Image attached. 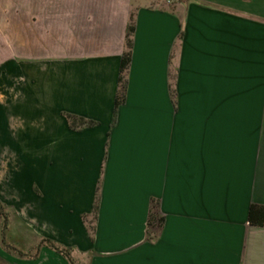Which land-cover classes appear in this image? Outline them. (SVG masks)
Here are the masks:
<instances>
[{
    "label": "crops",
    "instance_id": "crops-1",
    "mask_svg": "<svg viewBox=\"0 0 264 264\" xmlns=\"http://www.w3.org/2000/svg\"><path fill=\"white\" fill-rule=\"evenodd\" d=\"M153 200L165 222L149 239ZM253 205L264 0H0V264H70L33 256L43 239L79 264H264Z\"/></svg>",
    "mask_w": 264,
    "mask_h": 264
},
{
    "label": "trees",
    "instance_id": "trees-1",
    "mask_svg": "<svg viewBox=\"0 0 264 264\" xmlns=\"http://www.w3.org/2000/svg\"><path fill=\"white\" fill-rule=\"evenodd\" d=\"M134 31H135V12H131L128 29H127L126 50L124 52L121 63V77H120L121 84H120L119 95L116 102L117 106L124 100L125 97L126 76L131 60ZM68 118L71 121L73 127L85 126V125L91 126L95 123L92 120H88L84 117H80L74 114H68ZM98 204H99V195H97L96 203L94 206V214H93L94 218H96V214L99 206ZM93 219L88 220L87 216H85V221H87L91 233H93L94 231V226L92 225ZM249 219L252 224L264 225V206L253 205L250 210ZM164 222H165V218L160 212L159 202L157 200H153L147 222V235L149 239H155L157 237V232L163 227ZM43 246L50 247L55 251H57L58 253L62 254L64 257L68 259L70 264H79L73 257L72 248L63 246L51 239H43L38 245H36L33 256L35 257L38 256L39 251ZM20 255H22V253H20Z\"/></svg>",
    "mask_w": 264,
    "mask_h": 264
},
{
    "label": "rangeland",
    "instance_id": "rangeland-1",
    "mask_svg": "<svg viewBox=\"0 0 264 264\" xmlns=\"http://www.w3.org/2000/svg\"><path fill=\"white\" fill-rule=\"evenodd\" d=\"M149 4H153V5H161V4H167L165 2V0H147ZM0 212L1 214L4 213V209L2 207H0ZM4 237V236H3ZM16 236L12 234L11 230H8L6 233V243L8 247H5V250L14 255L17 256V249H21L19 248L20 246L17 245L18 242H16Z\"/></svg>",
    "mask_w": 264,
    "mask_h": 264
},
{
    "label": "built area",
    "instance_id": "built-area-1",
    "mask_svg": "<svg viewBox=\"0 0 264 264\" xmlns=\"http://www.w3.org/2000/svg\"><path fill=\"white\" fill-rule=\"evenodd\" d=\"M176 0H165V2L167 3V4H172V3H174Z\"/></svg>",
    "mask_w": 264,
    "mask_h": 264
}]
</instances>
